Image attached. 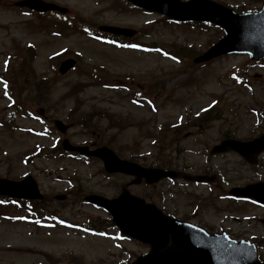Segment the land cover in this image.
I'll return each mask as SVG.
<instances>
[{
  "label": "rangeland",
  "instance_id": "374dc122",
  "mask_svg": "<svg viewBox=\"0 0 264 264\" xmlns=\"http://www.w3.org/2000/svg\"><path fill=\"white\" fill-rule=\"evenodd\" d=\"M17 1L0 0V67L8 54L12 56L10 61L25 60L28 55L35 59V74L45 77L46 83L41 89L42 99L35 105H27L23 98H17V91H14L16 103L7 100L9 92L0 84V123L3 124L0 126V178L16 181L27 174L32 176L44 195L43 205L57 210L56 214L71 226L89 218L106 217L105 212L80 204L82 195L115 197L129 179L107 178L95 159L79 160L59 154L56 149L50 150L58 144L57 138L67 139L72 145H106L122 159L148 167L157 158L153 156V136L162 137L164 128L194 120L205 108L216 104L212 110L214 115L210 116L216 120L208 122L200 134L181 140L177 152L170 153V158L175 159L173 171L189 176H211L212 186L220 187L209 199L213 210L200 208L193 216L196 222L211 231L222 230L234 239L264 245V208L221 197L231 186L264 181V154L256 167L248 166L236 154L208 156L221 135L247 140L264 131V60L253 62L245 55H230L194 65L192 58L222 36L217 27L200 23L176 25L157 14L129 10L117 0L45 1L57 3L79 17L89 16L90 23L96 26L134 29V41L153 50L118 49L99 44L81 32L67 30H63L65 37L52 38L49 36L54 27L51 21L40 20L46 27L34 31L30 27L39 19L16 7ZM212 1L238 10L256 11L262 0ZM30 44L34 49L27 52L26 46ZM157 48L174 53L181 60L171 59ZM62 49L68 50L62 57L76 60V69L65 76H60L55 68L60 58L49 60ZM106 85L114 87L103 88ZM137 94L141 98L139 104L134 103ZM15 107L22 114L27 110L32 112L38 119L15 115L9 123L8 114ZM55 120L69 127L64 135L53 129ZM36 146L45 148L46 156L26 160ZM217 176H224L229 186L222 185ZM189 186L180 189L162 182L153 190L138 186L130 187L129 191L152 203L173 205L171 212L181 217L190 215L191 208L199 203L187 200L186 195L208 193L204 186ZM158 193L164 194L165 201ZM62 194L68 195L67 202L54 200ZM2 212L8 213L6 217L23 213L12 207H4ZM68 230L55 228L46 234V230L34 229L29 223L0 218V264H123L146 250L132 240L119 241L115 230L103 239ZM259 257L264 260L263 247Z\"/></svg>",
  "mask_w": 264,
  "mask_h": 264
},
{
  "label": "water",
  "instance_id": "95a60500",
  "mask_svg": "<svg viewBox=\"0 0 264 264\" xmlns=\"http://www.w3.org/2000/svg\"><path fill=\"white\" fill-rule=\"evenodd\" d=\"M146 10L157 11L167 17L178 20H198L210 22L221 27L224 37L208 51L197 57L194 62L202 63L212 58L229 53H248L252 59L264 57V3L263 9L256 14L236 15L232 11L205 0H191L183 3L178 0H129ZM39 11L56 10L54 5H36L26 1L18 3ZM106 30V29H105ZM113 33L119 31L109 29ZM73 65L67 61L61 66L64 73ZM66 149H72L65 145ZM81 153L101 158L107 172H122L145 177L147 182H156L166 173L159 170H145L118 160L110 151L98 149L87 152L85 148L76 149ZM238 151L249 163L256 162V155L264 150V134L250 143L225 141L215 147L214 152ZM2 186L21 189L20 192H5ZM231 193L251 197L264 204V185L248 186L244 189H233ZM0 194L13 197L38 198L36 186L30 180L21 183H10L0 180ZM91 201L105 207L112 215L121 230L149 243L151 252L139 258L134 264H264L259 263L256 248L253 244L236 243L226 236H207L203 232L196 234L193 229L176 222L166 221L153 206L130 196L125 190L114 200L103 201L91 197ZM158 215L155 217L145 215Z\"/></svg>",
  "mask_w": 264,
  "mask_h": 264
}]
</instances>
